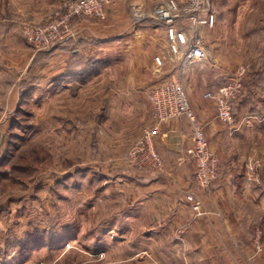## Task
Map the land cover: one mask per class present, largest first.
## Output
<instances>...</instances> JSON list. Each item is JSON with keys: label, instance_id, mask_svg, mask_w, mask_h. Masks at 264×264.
Returning <instances> with one entry per match:
<instances>
[{"label": "rangeland", "instance_id": "obj_1", "mask_svg": "<svg viewBox=\"0 0 264 264\" xmlns=\"http://www.w3.org/2000/svg\"><path fill=\"white\" fill-rule=\"evenodd\" d=\"M18 1L0 0V264H118V234L127 225L118 223V217L136 212L132 190L141 198L138 189L146 181L142 178L152 169L136 146L154 122L138 127L125 120L133 123L130 128L118 118V93L105 89L128 80L129 70L118 71V62L109 75L102 74L108 67L96 64V73L105 77L74 85L68 72L95 65L86 52L67 47L63 52L70 59L61 65L54 55L67 41L53 50L37 51L25 38L24 22L42 28L64 1L38 21L20 14ZM158 1L146 0L138 25L159 23L154 13ZM209 4L220 19L230 7L242 9L244 15V40L230 73L241 66L247 70L243 89L232 102L234 120L264 118L252 107L253 101L264 99V0ZM85 21L99 23H79ZM146 31L139 33L144 41ZM112 49L118 56V46ZM171 55H176L172 48ZM118 138L134 140L118 150ZM247 167L264 187L263 160ZM121 178L129 183L121 185ZM129 242L130 235L128 247Z\"/></svg>", "mask_w": 264, "mask_h": 264}, {"label": "crops", "instance_id": "obj_2", "mask_svg": "<svg viewBox=\"0 0 264 264\" xmlns=\"http://www.w3.org/2000/svg\"><path fill=\"white\" fill-rule=\"evenodd\" d=\"M63 1L19 0L17 8L23 16L38 21ZM165 2L159 0L154 11ZM146 5V0H111L106 21H75L74 36L53 57L61 65L67 64L70 56L63 50L71 46L74 53L86 52L95 63L86 71L71 75L74 85L113 74L108 71H113L116 62L118 71L129 70L123 85L105 88L111 95L118 93V118L124 127H133V123L126 124L129 120L138 127L151 124L153 90L181 81L197 114L196 121L205 128L210 149L220 161V173L209 189L200 188L194 181L192 122L181 117L161 124L153 147L163 167L144 175L145 187L138 189L141 198L132 190L136 212L118 217V223L127 224L118 234V264H264V187L249 180L251 169L247 167L258 159L264 163V118L243 117L236 121L237 131L233 132L231 126L217 119L214 102L204 97L208 91H217L226 84L237 63L238 48L244 40L240 35L242 9L230 7L224 20L216 14L218 21L212 29L200 28L198 33L208 50V59L187 62L184 47H180L181 55H171L172 42L166 26L157 18L159 23L147 26L133 23L132 14ZM141 29L147 30L145 41L139 38ZM188 40H192L191 33ZM117 46L118 56L112 55V48ZM125 51L129 54L123 55ZM154 56L166 58L163 68L158 69ZM96 64L108 70L96 73ZM108 97L114 101L109 94ZM252 107L264 114V99L253 101ZM133 140L118 138V150ZM125 183L129 182L121 178L120 184ZM191 195L202 202L201 215L192 211L188 201ZM257 229L262 231L261 251L255 241ZM129 235L130 247L125 245Z\"/></svg>", "mask_w": 264, "mask_h": 264}, {"label": "built area", "instance_id": "obj_3", "mask_svg": "<svg viewBox=\"0 0 264 264\" xmlns=\"http://www.w3.org/2000/svg\"><path fill=\"white\" fill-rule=\"evenodd\" d=\"M110 3L111 0H65L52 17L44 21L42 28L24 22L23 34L31 44L35 45L37 51L53 50L74 36L75 21L81 19L106 21L107 6ZM140 12V10L135 11L132 18L135 25L141 23L143 19ZM154 13L155 18L166 26L174 53L178 54L180 47H184L186 49L184 59L187 62L208 59V50L198 32L202 27L212 29L217 22L209 0H189L185 4H180L177 0H168L160 4ZM189 32L192 34L191 42L188 40ZM155 62L159 68L165 65L164 57H156ZM246 71L245 67H239L218 92L208 91L204 95L206 99L214 102L217 119L231 126L233 132L237 131V127L233 117L232 102L243 89ZM150 101L154 125L144 130L136 149L152 169H160L163 162L153 147V139L159 134V126L176 118H187L193 124L192 154L196 162L195 182L200 188L209 189L219 177L220 161L210 149L205 128L196 121L195 111L185 86L179 80L164 84L153 90ZM249 180L256 181V177L251 174ZM188 201L195 215H201L202 202L192 195L188 197ZM261 237L262 231L257 229L255 241L258 251H261Z\"/></svg>", "mask_w": 264, "mask_h": 264}, {"label": "trees", "instance_id": "obj_4", "mask_svg": "<svg viewBox=\"0 0 264 264\" xmlns=\"http://www.w3.org/2000/svg\"><path fill=\"white\" fill-rule=\"evenodd\" d=\"M72 57H73V58H78V55H72ZM86 61H87V60H86ZM91 64H92V63H91ZM88 68H90V67H88ZM86 70H87V69H85L84 71H86ZM84 71H81V72H73V71H72V72H68V73H70V75H73V74H76V73H78V74H79V73H82V72H84ZM233 108H234V107H233ZM233 114H234V113H233Z\"/></svg>", "mask_w": 264, "mask_h": 264}]
</instances>
